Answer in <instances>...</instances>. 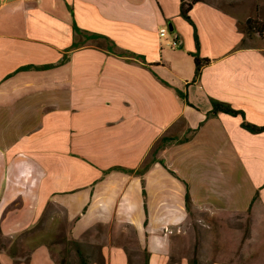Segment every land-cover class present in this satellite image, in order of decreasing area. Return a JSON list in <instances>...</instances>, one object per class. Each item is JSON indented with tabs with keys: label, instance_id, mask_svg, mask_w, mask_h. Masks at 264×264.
Wrapping results in <instances>:
<instances>
[{
	"label": "crops",
	"instance_id": "crops-1",
	"mask_svg": "<svg viewBox=\"0 0 264 264\" xmlns=\"http://www.w3.org/2000/svg\"><path fill=\"white\" fill-rule=\"evenodd\" d=\"M190 17L198 54L210 60L196 81L193 28L180 18L179 0H0L4 235L32 226L50 203L74 222L75 239L104 227L99 244L92 238L82 247L91 264H127L117 242L126 225L148 264L171 256L190 264L197 247L183 254L173 246L188 218L186 188L196 210L264 214V131L252 134L223 113L204 121L214 99L264 126V45L240 49L243 19L209 0ZM89 35L143 60L112 54ZM174 38L181 48L166 46ZM201 122L189 141L158 154L166 168L151 165L145 197L139 176L110 170H137L161 136L182 137ZM48 254L45 264H55Z\"/></svg>",
	"mask_w": 264,
	"mask_h": 264
},
{
	"label": "trees",
	"instance_id": "trees-1",
	"mask_svg": "<svg viewBox=\"0 0 264 264\" xmlns=\"http://www.w3.org/2000/svg\"><path fill=\"white\" fill-rule=\"evenodd\" d=\"M205 1L206 0H179V16L182 20L192 26L195 46L197 50L195 53L191 54L194 67L193 81L199 79L203 68L208 66L210 63V60L206 58H200L198 54L199 42L196 36V28L190 17V11L192 7L197 3ZM169 26L171 27L170 23ZM239 28L242 34V39L240 41V45L238 46L240 49L246 48L248 46H258L256 41L257 38L261 41H264V16L258 20L248 19L244 23H240ZM73 30L75 34H81V31L75 26V24H73ZM89 36V38L95 40H102L106 45L105 49L112 54L126 57L135 56L130 52L118 51L116 49V46L105 37L98 35ZM174 41H176L177 48H179V39L174 38ZM73 48H76V44L72 45V49ZM135 57L143 60L142 57ZM176 93L181 100L185 101L186 98L183 92L177 91ZM209 102L210 110L206 113L204 121L216 117L220 113H223L232 117H240L241 127L252 134H258L264 131V126L259 127L248 123L245 120L243 113L241 111L233 109L229 104L214 99H209ZM203 122L199 123V125L195 129H186L185 134L182 137H175L172 135L161 136L154 143L148 157L137 170L133 171L121 167H113L110 170H119L125 173H134L135 175L139 176L141 178L143 197H145L144 176L150 169L151 165L154 162L158 161L160 165L166 168L164 160H158V154L171 145L181 144L189 141L194 136L197 129L203 124ZM256 199L257 195L253 199V201H255ZM16 203L18 204L16 205ZM16 203L9 205L6 208V211L17 208L20 203L19 201H17ZM184 207L188 216H192L194 211L196 210L191 201L187 188L184 196ZM49 208L55 209V213L58 209V211H61L63 215L60 217L55 213L53 214V212L49 213ZM249 213L250 211L248 210L246 214ZM66 222L68 223L69 221L64 209L58 208L48 203L46 209L36 221V223L26 228L25 230L15 234L14 236L4 235L0 230V254L6 253L14 264H29L33 252L40 247H45L49 253L50 258L54 261L55 264H91V258L83 251L81 243L78 240L69 239L67 237L66 231L64 230V224ZM97 227L101 226L98 225ZM125 228L130 230V234L126 235L125 233H122L120 239H118L117 242L124 249L127 258V264H148L149 254L145 249L140 248L136 239L135 230L130 225H126ZM72 253L74 255V258L70 257ZM135 256L138 258L136 263L134 259ZM174 263V257L171 256L168 264ZM98 264H103L102 258H99ZM190 264L199 263L194 259L190 261Z\"/></svg>",
	"mask_w": 264,
	"mask_h": 264
},
{
	"label": "rangeland",
	"instance_id": "rangeland-1",
	"mask_svg": "<svg viewBox=\"0 0 264 264\" xmlns=\"http://www.w3.org/2000/svg\"><path fill=\"white\" fill-rule=\"evenodd\" d=\"M228 10L239 13L244 23L245 16L251 20H258L264 16V0H209ZM259 9V12H258ZM247 14V15H243ZM258 15V16H257ZM168 33V32H167ZM170 34V33H168ZM170 35H168L169 38ZM171 41V38L168 39ZM257 45H264V41L256 39ZM55 209L49 208L53 214ZM48 213V214H49ZM58 213V214H57ZM56 215H63L56 210ZM69 221V220H68ZM74 222H66L64 230L69 239L73 236ZM104 227L95 226L86 230L80 239L82 247L89 239H96L93 243L99 244L104 235ZM124 233L130 234V230L124 229ZM173 239V246L177 251L190 252L192 247H197L199 264H211L219 261L224 264H264V214H220L210 210H195L192 216L180 226V234ZM47 249H36L29 264H45L44 256ZM49 255V254H48ZM70 257L74 258L73 253ZM135 263L138 258L135 256ZM0 264H14L6 253L0 254Z\"/></svg>",
	"mask_w": 264,
	"mask_h": 264
},
{
	"label": "built area",
	"instance_id": "built-area-1",
	"mask_svg": "<svg viewBox=\"0 0 264 264\" xmlns=\"http://www.w3.org/2000/svg\"><path fill=\"white\" fill-rule=\"evenodd\" d=\"M160 37H164L162 36V29L160 30ZM167 47H170V48H176L177 47V44H173V45H166Z\"/></svg>",
	"mask_w": 264,
	"mask_h": 264
},
{
	"label": "bare ground",
	"instance_id": "bare-ground-1",
	"mask_svg": "<svg viewBox=\"0 0 264 264\" xmlns=\"http://www.w3.org/2000/svg\"><path fill=\"white\" fill-rule=\"evenodd\" d=\"M165 33H166V30L162 29V36H164ZM173 44H177L176 41H173L170 45H173Z\"/></svg>",
	"mask_w": 264,
	"mask_h": 264
}]
</instances>
